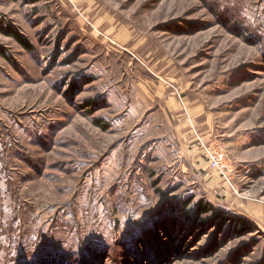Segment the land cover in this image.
<instances>
[{
  "label": "rangeland",
  "instance_id": "1",
  "mask_svg": "<svg viewBox=\"0 0 264 264\" xmlns=\"http://www.w3.org/2000/svg\"><path fill=\"white\" fill-rule=\"evenodd\" d=\"M7 26L29 49L0 31V264H264V0H0ZM127 77L202 108L226 178L168 171Z\"/></svg>",
  "mask_w": 264,
  "mask_h": 264
},
{
  "label": "crops",
  "instance_id": "2",
  "mask_svg": "<svg viewBox=\"0 0 264 264\" xmlns=\"http://www.w3.org/2000/svg\"><path fill=\"white\" fill-rule=\"evenodd\" d=\"M130 81L131 85H129ZM125 82V88L129 87L133 92L132 95L128 93L130 96L128 95V99L124 102L127 109L133 107V114L142 115V121H145L146 115L158 113L161 118L165 117L164 124L171 129L166 135L155 136L148 140L159 144V160L166 163L168 171L182 177H206L208 163L204 158L202 145L205 144L202 136L205 138L208 132L197 131V125L203 126V123H199L205 119L200 117L202 108L188 106L185 101L183 107L180 98L162 81H151L149 77H127ZM168 135L169 137L166 138ZM199 140L202 144L198 142Z\"/></svg>",
  "mask_w": 264,
  "mask_h": 264
},
{
  "label": "trees",
  "instance_id": "3",
  "mask_svg": "<svg viewBox=\"0 0 264 264\" xmlns=\"http://www.w3.org/2000/svg\"><path fill=\"white\" fill-rule=\"evenodd\" d=\"M0 31L6 35L9 36L11 38H13L18 44H20L22 47H25L26 49H29L28 47V43L26 42L25 38L19 34V32L15 31V29L12 26H7L6 28H0ZM0 52L2 53V56H6L5 53H3V51L0 50ZM94 123L101 128L102 130H108V125H106L102 119H96L94 120ZM198 211H199V215H207L209 213L213 214L214 220H220L222 221V225H226L229 222L232 225H243L244 224V220L240 219V218H235V219H226L221 213H219L218 211H216L215 208H212L208 205H205L203 203H200L198 206Z\"/></svg>",
  "mask_w": 264,
  "mask_h": 264
},
{
  "label": "built area",
  "instance_id": "4",
  "mask_svg": "<svg viewBox=\"0 0 264 264\" xmlns=\"http://www.w3.org/2000/svg\"><path fill=\"white\" fill-rule=\"evenodd\" d=\"M204 154L206 158L205 160L208 163V168L226 178V171H228V164H230L229 155L223 150H207V148L205 149Z\"/></svg>",
  "mask_w": 264,
  "mask_h": 264
}]
</instances>
